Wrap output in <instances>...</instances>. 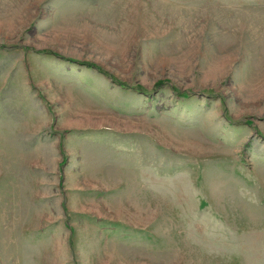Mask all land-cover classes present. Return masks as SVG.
Instances as JSON below:
<instances>
[{
  "label": "rangeland",
  "instance_id": "obj_1",
  "mask_svg": "<svg viewBox=\"0 0 264 264\" xmlns=\"http://www.w3.org/2000/svg\"><path fill=\"white\" fill-rule=\"evenodd\" d=\"M0 264H264V0H0Z\"/></svg>",
  "mask_w": 264,
  "mask_h": 264
},
{
  "label": "trees",
  "instance_id": "obj_2",
  "mask_svg": "<svg viewBox=\"0 0 264 264\" xmlns=\"http://www.w3.org/2000/svg\"><path fill=\"white\" fill-rule=\"evenodd\" d=\"M87 65H90V64H87ZM91 67H94V66H92V65H90Z\"/></svg>",
  "mask_w": 264,
  "mask_h": 264
}]
</instances>
